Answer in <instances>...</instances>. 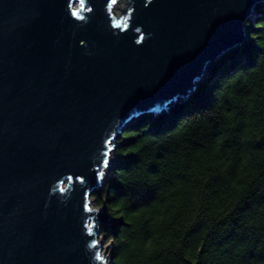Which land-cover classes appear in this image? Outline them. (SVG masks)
Here are the masks:
<instances>
[{"label": "water", "instance_id": "obj_1", "mask_svg": "<svg viewBox=\"0 0 264 264\" xmlns=\"http://www.w3.org/2000/svg\"><path fill=\"white\" fill-rule=\"evenodd\" d=\"M115 1L0 0V264H107L90 199L112 143L187 99L264 4L131 0L124 20Z\"/></svg>", "mask_w": 264, "mask_h": 264}, {"label": "trees", "instance_id": "obj_2", "mask_svg": "<svg viewBox=\"0 0 264 264\" xmlns=\"http://www.w3.org/2000/svg\"><path fill=\"white\" fill-rule=\"evenodd\" d=\"M192 94L122 131L93 197L113 264H264V4Z\"/></svg>", "mask_w": 264, "mask_h": 264}, {"label": "rangeland", "instance_id": "obj_3", "mask_svg": "<svg viewBox=\"0 0 264 264\" xmlns=\"http://www.w3.org/2000/svg\"><path fill=\"white\" fill-rule=\"evenodd\" d=\"M130 1L131 0H116L113 3L112 9H111L113 17L119 18L122 15V10H125L126 9L128 12H127V15L125 16L124 20H127L128 17H129V15H130V12L132 11V8H130V5H128L130 3ZM176 102L177 101L171 102L167 107L169 108L172 104H174ZM115 141L112 143V145H115ZM114 147H113V150H114ZM113 150L110 153V159L108 161V165L105 168V170L103 171L104 173H102L101 186H100L99 189L103 188V186H104V184H105V182L107 180V177H108V172H109V169H110V165L113 162H115V157H114V151ZM90 207L92 209H99L98 211L104 210V207H101L99 205V202H97V200L94 197H92L90 199ZM102 238H104V236H103L102 230H101V236H100V239L99 240H101ZM112 252H113V243L112 242H109V239H106L105 244H104V248L102 250L101 255L104 254L103 257H104V260L106 259L105 261H106L107 264H110L111 261L113 260V258H112Z\"/></svg>", "mask_w": 264, "mask_h": 264}, {"label": "clouds", "instance_id": "obj_4", "mask_svg": "<svg viewBox=\"0 0 264 264\" xmlns=\"http://www.w3.org/2000/svg\"><path fill=\"white\" fill-rule=\"evenodd\" d=\"M88 11H91V8H89ZM76 18H77V19H80V20H85V17H84L83 15H79V16H77ZM85 22H87V21H85ZM135 31L138 32V33H141V29H140L139 27L136 28ZM144 39H145V35L141 33L140 36H139V39H136L135 43H136L137 45H139V44H141V43L144 41ZM83 43H84V42L81 41V44H83ZM60 191L63 192L64 189L61 188ZM97 259H100V256H99V255L97 256Z\"/></svg>", "mask_w": 264, "mask_h": 264}]
</instances>
